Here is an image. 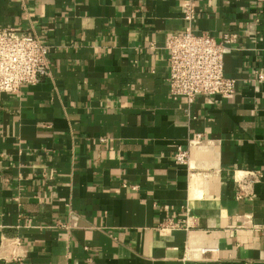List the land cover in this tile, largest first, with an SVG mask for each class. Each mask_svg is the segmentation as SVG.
<instances>
[{"label": "crops", "instance_id": "obj_1", "mask_svg": "<svg viewBox=\"0 0 264 264\" xmlns=\"http://www.w3.org/2000/svg\"><path fill=\"white\" fill-rule=\"evenodd\" d=\"M184 1L0 0L50 70L0 93V264H264V0H190L237 80L192 103L165 49Z\"/></svg>", "mask_w": 264, "mask_h": 264}, {"label": "built area", "instance_id": "obj_2", "mask_svg": "<svg viewBox=\"0 0 264 264\" xmlns=\"http://www.w3.org/2000/svg\"><path fill=\"white\" fill-rule=\"evenodd\" d=\"M181 13L185 27L168 35L165 41L170 95L175 100L185 98L188 103L199 96L230 97L237 85V80L224 72L225 50L232 42L231 35L224 34L217 42L207 31L196 30L198 13L190 0L181 5ZM49 73L48 48L37 35L14 28L0 29V93L17 92L23 85L37 84ZM262 78L260 75L259 79ZM174 158L177 164L188 163L187 151L181 147H177ZM249 175L256 178L253 173ZM176 226L167 220L159 228Z\"/></svg>", "mask_w": 264, "mask_h": 264}]
</instances>
